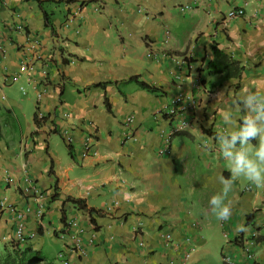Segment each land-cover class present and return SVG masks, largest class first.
<instances>
[{
    "label": "crops",
    "instance_id": "obj_1",
    "mask_svg": "<svg viewBox=\"0 0 264 264\" xmlns=\"http://www.w3.org/2000/svg\"><path fill=\"white\" fill-rule=\"evenodd\" d=\"M41 1L0 0V255L13 241L35 264H246L254 239L264 264V189L234 179L226 221L208 207L217 174L233 179L222 113L264 89V0ZM214 48L242 71L210 73Z\"/></svg>",
    "mask_w": 264,
    "mask_h": 264
},
{
    "label": "clouds",
    "instance_id": "obj_2",
    "mask_svg": "<svg viewBox=\"0 0 264 264\" xmlns=\"http://www.w3.org/2000/svg\"><path fill=\"white\" fill-rule=\"evenodd\" d=\"M246 110L240 113V105ZM224 130L217 135L219 151L226 162L232 180L217 174L216 182L221 189L208 201L210 213L220 221L233 214L232 201L227 199L234 179L243 178L257 188L264 189V89H247L235 96L222 113ZM257 141L255 145L251 141ZM205 150L209 145L205 144ZM245 231L244 225L237 226Z\"/></svg>",
    "mask_w": 264,
    "mask_h": 264
},
{
    "label": "trees",
    "instance_id": "obj_3",
    "mask_svg": "<svg viewBox=\"0 0 264 264\" xmlns=\"http://www.w3.org/2000/svg\"><path fill=\"white\" fill-rule=\"evenodd\" d=\"M38 3H42L41 0H37ZM215 59L210 63V73H219L225 70L228 71V76H237L243 69L239 63L229 57L227 54L213 49ZM130 81L136 82L141 88L148 91L156 92L159 89L149 84L141 81L138 77H131ZM109 107V104L106 103ZM81 207H84V203L81 200H76ZM249 219V218H248ZM239 237L234 238V242L239 243ZM11 249L6 250L2 255H0V264H35L41 258V254L38 251H33L30 248H20L19 244L16 242L10 243Z\"/></svg>",
    "mask_w": 264,
    "mask_h": 264
},
{
    "label": "built area",
    "instance_id": "obj_4",
    "mask_svg": "<svg viewBox=\"0 0 264 264\" xmlns=\"http://www.w3.org/2000/svg\"><path fill=\"white\" fill-rule=\"evenodd\" d=\"M178 9L180 12H188V11L193 9V6L190 4H182V5L178 6ZM243 14H244V8L240 6V7L231 8L226 13V16L227 17H235V16H242ZM18 27L20 28V26H18ZM2 49H3V47H2V44L0 42V52L2 51ZM151 55H152V51L150 49L148 51V56H151ZM22 90L24 92L23 88H22ZM181 100H182V96L177 97L176 100L174 101V104L180 102ZM175 112H176L175 105H171V107L165 111V114L166 115H175ZM40 116L41 115H38L39 118H40ZM130 123H132V118L128 117L126 119V125H129ZM88 148H89V146L85 145L84 151L82 152V156L87 155L88 150H89ZM30 188H32L35 192H37V190L34 186H30ZM41 214H42V210L39 211V215H41ZM76 225H77L76 221H73V220L68 221V224H67L68 228L66 227L67 231L62 235V237H65L67 234H69L70 230H75ZM15 235H16L17 241H24L25 232H24V226L22 223H19L18 227H16ZM170 240H171V235L167 234L166 235V241L169 242ZM70 243L72 245V248L76 249L79 253L84 252V248L82 247V243H81L79 234H75V233L71 234L70 233ZM254 244H255L254 239H251L250 241H247L245 243V245H242L245 257L248 261V263H246V264H255V252L253 251ZM192 251H193V248L189 250V252H192ZM59 255H60V257H63L62 254H59ZM187 255H189V254H187ZM222 260H223L224 264H233V262L229 256H223ZM64 264H68V261L65 259H64Z\"/></svg>",
    "mask_w": 264,
    "mask_h": 264
},
{
    "label": "rangeland",
    "instance_id": "obj_5",
    "mask_svg": "<svg viewBox=\"0 0 264 264\" xmlns=\"http://www.w3.org/2000/svg\"><path fill=\"white\" fill-rule=\"evenodd\" d=\"M53 262H54V264H59V261L58 260H54ZM210 264H222V263H221V261L215 260V261H213Z\"/></svg>",
    "mask_w": 264,
    "mask_h": 264
}]
</instances>
